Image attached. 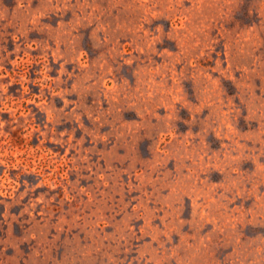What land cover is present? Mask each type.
<instances>
[{
  "label": "clouds",
  "instance_id": "clouds-1",
  "mask_svg": "<svg viewBox=\"0 0 264 264\" xmlns=\"http://www.w3.org/2000/svg\"><path fill=\"white\" fill-rule=\"evenodd\" d=\"M0 264H264V0H0Z\"/></svg>",
  "mask_w": 264,
  "mask_h": 264
}]
</instances>
